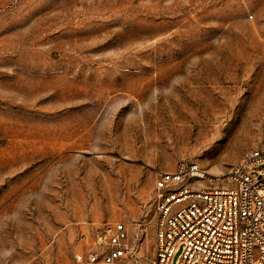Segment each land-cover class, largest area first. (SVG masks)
<instances>
[{
  "label": "rangeland",
  "instance_id": "obj_1",
  "mask_svg": "<svg viewBox=\"0 0 264 264\" xmlns=\"http://www.w3.org/2000/svg\"><path fill=\"white\" fill-rule=\"evenodd\" d=\"M263 143L264 0H0V264H76L111 222L149 261L159 172L228 186Z\"/></svg>",
  "mask_w": 264,
  "mask_h": 264
},
{
  "label": "built area",
  "instance_id": "obj_2",
  "mask_svg": "<svg viewBox=\"0 0 264 264\" xmlns=\"http://www.w3.org/2000/svg\"><path fill=\"white\" fill-rule=\"evenodd\" d=\"M261 164L264 143L231 168L228 186L193 185V179L207 174L198 164L180 162L174 171H160L154 257L148 261L139 254L125 223L111 222L97 231L100 249L78 255L76 264H171L180 243L185 250L178 264L195 258L199 264H264ZM141 231L148 233L147 227Z\"/></svg>",
  "mask_w": 264,
  "mask_h": 264
},
{
  "label": "bare ground",
  "instance_id": "obj_3",
  "mask_svg": "<svg viewBox=\"0 0 264 264\" xmlns=\"http://www.w3.org/2000/svg\"><path fill=\"white\" fill-rule=\"evenodd\" d=\"M203 177H206V174ZM18 255H22L21 252H18Z\"/></svg>",
  "mask_w": 264,
  "mask_h": 264
}]
</instances>
